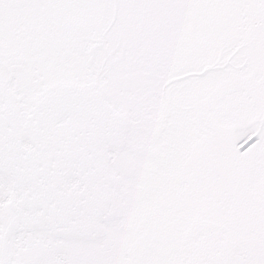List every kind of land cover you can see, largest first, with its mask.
<instances>
[{
    "label": "snow or ice",
    "instance_id": "6c2138e0",
    "mask_svg": "<svg viewBox=\"0 0 264 264\" xmlns=\"http://www.w3.org/2000/svg\"><path fill=\"white\" fill-rule=\"evenodd\" d=\"M0 264H264V0H0Z\"/></svg>",
    "mask_w": 264,
    "mask_h": 264
}]
</instances>
